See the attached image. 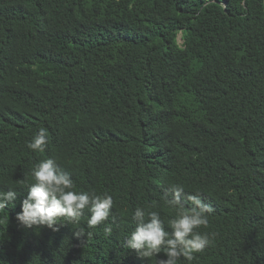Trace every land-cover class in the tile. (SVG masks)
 Returning a JSON list of instances; mask_svg holds the SVG:
<instances>
[{"label":"trees","instance_id":"trees-1","mask_svg":"<svg viewBox=\"0 0 264 264\" xmlns=\"http://www.w3.org/2000/svg\"><path fill=\"white\" fill-rule=\"evenodd\" d=\"M47 158L113 197L95 228L85 210L91 235L15 219ZM174 184L212 208L196 231L214 234L177 264H264V0H0V191L18 193L0 264H157L125 240L136 207L170 231Z\"/></svg>","mask_w":264,"mask_h":264},{"label":"clouds","instance_id":"clouds-1","mask_svg":"<svg viewBox=\"0 0 264 264\" xmlns=\"http://www.w3.org/2000/svg\"><path fill=\"white\" fill-rule=\"evenodd\" d=\"M47 138V130L40 128L26 147L34 152H43ZM31 176L33 182L27 185L26 195L20 201V211L15 216L24 228L44 226L58 231L56 225L72 224L77 228L73 235L81 238L91 235L80 226L85 210L90 213L85 221L89 228L109 219L113 197L108 193L75 190L70 175L62 171L53 158L35 163ZM17 199L18 193L12 189L0 191V211L10 205L14 208ZM164 201L179 209L175 218L169 221L170 231L165 229L159 212L136 207L132 213L136 226L126 238L125 247L140 258L158 257L163 251L166 258H157V264H177L181 257L192 260L195 253L203 252L211 243L210 235L214 234L201 233L196 229L207 227V214L212 212V208L202 201L198 193L186 195L184 187L179 184L167 189ZM103 232L106 236L111 235L112 226L105 224Z\"/></svg>","mask_w":264,"mask_h":264},{"label":"rangeland","instance_id":"rangeland-1","mask_svg":"<svg viewBox=\"0 0 264 264\" xmlns=\"http://www.w3.org/2000/svg\"><path fill=\"white\" fill-rule=\"evenodd\" d=\"M177 40H178V43H179V44L182 43V40H181V34H180V33L178 34V38H177Z\"/></svg>","mask_w":264,"mask_h":264}]
</instances>
